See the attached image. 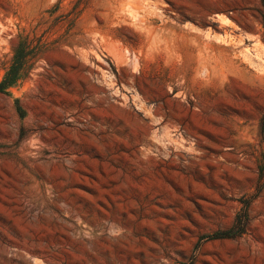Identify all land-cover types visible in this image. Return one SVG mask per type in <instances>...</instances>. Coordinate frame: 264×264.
<instances>
[{
	"label": "rangeland",
	"instance_id": "374dc122",
	"mask_svg": "<svg viewBox=\"0 0 264 264\" xmlns=\"http://www.w3.org/2000/svg\"><path fill=\"white\" fill-rule=\"evenodd\" d=\"M0 264H264V0H0Z\"/></svg>",
	"mask_w": 264,
	"mask_h": 264
},
{
	"label": "trees",
	"instance_id": "16d2710c",
	"mask_svg": "<svg viewBox=\"0 0 264 264\" xmlns=\"http://www.w3.org/2000/svg\"><path fill=\"white\" fill-rule=\"evenodd\" d=\"M12 83H14V82L7 81V82H6V85H11ZM4 86H5V85H4ZM4 86L2 85L1 88H4Z\"/></svg>",
	"mask_w": 264,
	"mask_h": 264
}]
</instances>
